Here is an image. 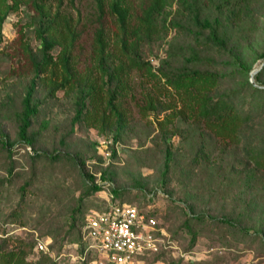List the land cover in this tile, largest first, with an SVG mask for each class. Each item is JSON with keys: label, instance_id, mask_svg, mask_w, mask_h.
<instances>
[{"label": "rangeland", "instance_id": "374dc122", "mask_svg": "<svg viewBox=\"0 0 264 264\" xmlns=\"http://www.w3.org/2000/svg\"><path fill=\"white\" fill-rule=\"evenodd\" d=\"M109 1L102 10L94 0H74L69 7L76 33L70 54L75 81L101 82L93 56L98 29L103 30L107 47L115 54L113 63L122 59L127 65L118 23L107 7ZM127 1L130 27H135L147 0ZM257 1L255 28L239 33L227 26L224 51L196 41L194 25L187 15L174 10V4L171 20L164 27L150 37L142 34L140 57L154 69L161 60L178 66L191 48L196 49L208 58L201 62L204 68L228 74L221 77L218 90L246 93L245 81H252L250 73L263 63L264 0ZM197 3L202 16L213 15L206 0ZM33 15L29 6H22L8 13L0 29V139L12 145L11 157L0 145V238L32 243L31 262L45 254L35 249V238L50 237L49 264H106L95 253L81 261L73 243L75 232L68 233V228L71 213L80 209L83 217L103 208L115 189L119 194L114 199L119 202L143 208L150 205L171 241L172 247L135 264H264V170L250 172L252 164L245 150L264 148V117L247 127L238 143L222 141L191 118L176 116L182 102L164 77L152 75L146 67L130 68L116 101L126 126L114 141L111 127L91 126L82 119L73 122L76 91L73 86L51 90L61 72L52 74L50 66L35 80L37 114L28 129L33 143L26 144L18 137L17 116L34 77L30 52L36 58L40 54ZM175 17L181 26L175 24ZM135 38L128 36L127 43ZM60 48L57 44L50 51L54 59ZM102 91L104 106L108 94L105 88ZM148 99L157 108L147 107ZM91 106L88 102L89 113ZM166 150L171 158L164 171ZM34 151L39 156L31 159ZM91 184L101 189L92 191ZM222 218L234 226L222 223Z\"/></svg>", "mask_w": 264, "mask_h": 264}, {"label": "trees", "instance_id": "16d2710c", "mask_svg": "<svg viewBox=\"0 0 264 264\" xmlns=\"http://www.w3.org/2000/svg\"><path fill=\"white\" fill-rule=\"evenodd\" d=\"M203 1L147 0L138 24L135 27H130L132 16L128 1L110 0L107 7L118 23V28L122 35V55L126 57L127 65L124 64L122 59H119L116 64L113 63L115 54L108 49L103 30L98 29L95 33L93 56L97 61L101 82L99 85H95L93 82L81 81L79 78L75 81L74 73L70 67L71 45L75 40L76 33L69 7L73 5L74 0H0V29L8 13L18 11L22 6H29L35 18L34 33L39 40L40 54L38 58L33 56L34 53L30 52L29 47L27 48L34 62V77H32L25 90L21 100V111L17 116L19 140L30 145L33 143L32 138L29 137L28 129L32 118L37 114V106L33 102L35 80L40 76L41 72L53 66L51 68L52 74L55 75L61 72V79L54 83L50 89L55 90L65 86H73L76 91V112L73 122L82 119L86 120L91 126L99 128H101L100 126L111 127V138L114 141L118 140L121 134L120 131L126 126L124 113L116 103L124 90L125 82L123 77L128 74L130 68L139 70L142 67H146V70L154 76L157 73L160 74L165 78L166 83L178 94L182 106L177 111L178 115L176 116L191 118L198 124H202L214 137L222 141L233 143L241 141L242 137L245 136L246 128L256 120L264 117V63L253 75L254 84L246 80V93L239 94L238 91L233 89L218 90L217 86L221 77L224 76L225 79L228 74L204 68L201 62L206 61L208 58L191 47L188 55L183 56L184 63L178 66L169 65L166 60H161L160 65L154 69L150 62L143 61L140 57L139 47L142 44H140V41H144L141 38L142 34L150 37L156 29L159 30V28L164 27L166 20H171L169 17L171 14L170 10H172L174 4H176L174 10L182 15H187L189 21L194 25L196 29L193 33L194 39L213 45L220 51H224L229 37L227 26L228 28L234 26L239 33L252 32L247 30L255 28L259 1L206 0V5L210 8L213 15L202 16L200 14L201 7L197 2ZM94 2L97 8L102 10L106 0H94ZM173 21L178 26H181L178 18L175 17ZM131 35L136 38L135 41L129 44L127 43V37ZM57 44L61 45V48L57 58L54 59L50 55V51ZM260 58L264 62V52L261 53ZM104 88L108 97L104 106H102V102H104L102 89ZM88 102L92 103L91 108L93 111L91 113L86 108ZM146 106L155 109L157 108V103L148 99ZM0 145L11 157L10 148L12 145L5 138L0 139ZM245 150L247 160L252 164L250 172L256 174L257 170H264V148L246 147ZM38 156L39 152L34 151L31 154V159H35ZM170 158L171 153L166 150L164 171L168 168ZM13 167L12 164L9 165L7 173L12 174ZM22 188L24 189V187ZM91 188L92 191H96L101 189V186L91 184ZM111 194L113 199H116L119 192L111 189ZM120 202L134 204L125 201ZM137 206L140 209H147L148 207ZM106 207L107 202L105 201L103 208L94 210L101 211ZM77 213L79 216H77ZM81 214L80 209H76L74 213H71L68 228V233L73 234L75 232L73 234V243L79 253H83L85 248V243L82 240V227L86 214L80 217ZM148 214L156 217V213L152 208L148 211ZM79 217L80 221L78 222ZM19 222L22 223L21 221ZM221 222L234 226L232 221L224 218L221 219ZM159 224L162 226L160 222ZM185 224L187 228L189 227L188 229H191L187 222ZM43 239L49 241L50 247V237ZM31 251L32 243L30 242L13 240L9 236L0 238V264H49L47 253L42 254L38 261H29L28 255ZM163 251L151 254L157 255ZM91 254L88 253L81 261L87 260ZM151 254L142 255L139 258L143 259ZM50 264L55 263L51 262Z\"/></svg>", "mask_w": 264, "mask_h": 264}, {"label": "built area", "instance_id": "2783aa9c", "mask_svg": "<svg viewBox=\"0 0 264 264\" xmlns=\"http://www.w3.org/2000/svg\"><path fill=\"white\" fill-rule=\"evenodd\" d=\"M104 210H90L84 217L82 240L85 243L83 260L88 253L101 256L106 264H135L140 256L172 247L169 235L152 208L140 209L135 204L121 203L110 193ZM35 249L49 253V241L35 238Z\"/></svg>", "mask_w": 264, "mask_h": 264}, {"label": "water", "instance_id": "95a60500", "mask_svg": "<svg viewBox=\"0 0 264 264\" xmlns=\"http://www.w3.org/2000/svg\"><path fill=\"white\" fill-rule=\"evenodd\" d=\"M264 63V62H263ZM263 63H262V65H263ZM261 65V66H262ZM258 69H254L251 73H250V77L252 78V83L254 84V81H253V75L256 73V71H257Z\"/></svg>", "mask_w": 264, "mask_h": 264}]
</instances>
